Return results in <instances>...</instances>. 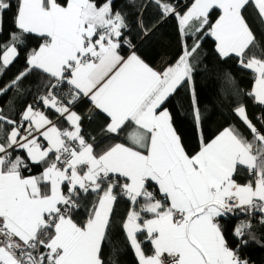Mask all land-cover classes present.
I'll list each match as a JSON object with an SVG mask.
<instances>
[{
    "label": "snow or ice",
    "instance_id": "obj_1",
    "mask_svg": "<svg viewBox=\"0 0 264 264\" xmlns=\"http://www.w3.org/2000/svg\"><path fill=\"white\" fill-rule=\"evenodd\" d=\"M151 6L159 16L145 22ZM249 7L264 21V0H192L184 11L171 0H124L123 7L114 0H0V34L9 12L15 25L0 46V74L29 34L43 38L0 96L25 91L35 72L37 91L44 90L35 100L70 125L61 129L34 104L25 103L17 119L0 111V264H116L114 190L129 201L122 230L138 264H251L240 252L250 242L264 247L253 230V221L264 229V116L249 119L230 71L199 70L201 43L214 38L219 57L255 74L246 95L264 106V43L246 18ZM169 17L177 20L181 54L156 70L131 33L148 37ZM209 73L217 88L202 102L197 79ZM181 89L199 140L195 152L186 150L167 105ZM85 97L105 115L109 139L122 142L97 151L85 138L82 117L72 110ZM214 110L231 112L247 134L229 124L207 139L203 126ZM33 165L42 166L36 175ZM242 170L244 183L236 179ZM89 194L95 200L78 222ZM238 216L244 219L233 225L230 246L222 221Z\"/></svg>",
    "mask_w": 264,
    "mask_h": 264
},
{
    "label": "trees",
    "instance_id": "obj_2",
    "mask_svg": "<svg viewBox=\"0 0 264 264\" xmlns=\"http://www.w3.org/2000/svg\"><path fill=\"white\" fill-rule=\"evenodd\" d=\"M99 2V0H98ZM118 7H123L124 0H114ZM171 2L177 4L180 11L186 10V8L192 3V0H171ZM219 10H213L210 13L211 21L214 23L215 19L218 18ZM246 18L250 23L256 41L264 43V21H261L257 15V10L254 7H249ZM159 12L155 6H151L147 9L144 20L157 21ZM132 19H135L133 16ZM4 32L0 34V46L7 42L9 32L15 30V25L12 21V13L5 17ZM133 41L137 44L138 54L148 63L151 67H156L161 60L169 59L172 64L177 60L181 54V37L178 32L177 20L173 17L164 19L158 22L157 29L155 32L148 37H140L139 30L133 29L131 33ZM43 42V38L29 34L26 37V42L21 46L19 56L12 62L11 65L7 66L0 74V87L7 84L13 79L18 73L25 70L27 67L26 59L32 49L38 48ZM256 54L260 55V49H256ZM200 71L204 72L205 67L211 69L215 65L217 69L228 70L232 73L235 78L238 88L241 90L240 100L246 106L249 119L256 123L257 116H264V106L257 104L252 97L246 95L253 88L255 75L250 70L241 69L237 60L233 57L221 58L216 51V42L211 37H205L200 47ZM41 77L39 74L33 72L30 73L26 78L25 91L17 93L9 90L3 96H0V110L5 116L13 119H17V113L20 112L25 105L34 104L37 108L43 111L49 119L57 123V125L63 129L65 128L66 122L58 114L54 113L53 110H49L40 105L35 97L38 94H42L44 90H40L38 93L36 85L40 82ZM217 88V81L209 73L208 75H201L197 79V92L202 102H205L211 98ZM61 93L67 91V86L60 90ZM31 93V94H30ZM11 102V103H9ZM169 109L174 113L175 126L178 132L181 134L182 139L186 142V150L195 152L199 150V140L194 131V125L191 113L189 111V98L186 89L177 91L173 97H170L167 102ZM72 110L76 111L81 117L82 133H86V139L93 143L97 151L100 148L105 147L108 144L115 142H122L123 137L120 141L109 139V134L105 131L106 118L105 115L96 110L93 104L87 99L82 98L76 104L72 106ZM229 124H236L241 128L242 131L246 130L240 121L231 114L229 111H212L209 118L205 121L203 126L204 136L207 139L213 138L223 128L229 126ZM257 127L259 125L257 124ZM23 155V153H21ZM42 170L41 165L32 166V175L38 174ZM28 174V173H25ZM248 174L246 171H240L236 179L240 183H244L248 180ZM117 193V200L113 206V215L110 223V234L111 241L115 244L119 250L118 255L114 257L116 264H138L137 258L134 255L133 249L128 245L125 239L124 232L122 230V224L125 221L126 215L130 210L129 201L119 195L118 190H114ZM95 196L89 194L82 200V207L79 210L76 219L78 222L86 219L87 212L85 208L91 207L94 202ZM244 219L242 216L230 217L227 220L222 221V226L225 231L226 238L229 241L230 246L235 244V237L232 235L233 225L238 223L239 220ZM253 230L257 233L258 238L264 243V236L260 233L264 231L259 226L255 225ZM138 239L142 241V246L146 253L150 254L152 248L150 244L143 242V234H138ZM241 256L249 259L251 264H264V247L260 246L255 242H250L246 248H243L240 252Z\"/></svg>",
    "mask_w": 264,
    "mask_h": 264
},
{
    "label": "crops",
    "instance_id": "obj_3",
    "mask_svg": "<svg viewBox=\"0 0 264 264\" xmlns=\"http://www.w3.org/2000/svg\"><path fill=\"white\" fill-rule=\"evenodd\" d=\"M251 2V0H250ZM33 35H36V34H33ZM37 36V35H36ZM214 40V38H213ZM215 41V40H214ZM170 60L169 59H163L160 61V63L156 66V67H153L154 69L156 70H163L164 68H166L168 65H170ZM254 74V73H253ZM255 75V74H254ZM86 98V97H85ZM97 110V109H96ZM1 111V110H0ZM66 122V121H65ZM56 123V122H55ZM57 124V123H56ZM66 127L65 128H70V125L66 122ZM58 126V125H57ZM59 127V126H58ZM41 141H42V138H41ZM46 144V142H44Z\"/></svg>",
    "mask_w": 264,
    "mask_h": 264
}]
</instances>
